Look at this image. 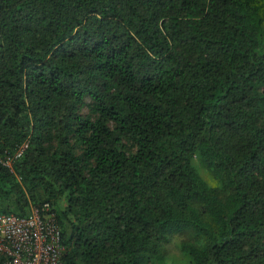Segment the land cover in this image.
<instances>
[{"label":"trees","instance_id":"1","mask_svg":"<svg viewBox=\"0 0 264 264\" xmlns=\"http://www.w3.org/2000/svg\"><path fill=\"white\" fill-rule=\"evenodd\" d=\"M25 144L0 213L51 203L64 264L184 234V264H264V0H0V155Z\"/></svg>","mask_w":264,"mask_h":264},{"label":"built area","instance_id":"2","mask_svg":"<svg viewBox=\"0 0 264 264\" xmlns=\"http://www.w3.org/2000/svg\"><path fill=\"white\" fill-rule=\"evenodd\" d=\"M27 148L28 144L23 145L15 156L8 152L0 155V162L12 167ZM55 210L46 202L31 204L30 212L24 216L0 213L2 264H64L65 247Z\"/></svg>","mask_w":264,"mask_h":264},{"label":"rangeland","instance_id":"3","mask_svg":"<svg viewBox=\"0 0 264 264\" xmlns=\"http://www.w3.org/2000/svg\"><path fill=\"white\" fill-rule=\"evenodd\" d=\"M85 102H86L85 105L82 106V108L80 109V113L83 116H87L90 113V108H89L90 100L87 99ZM195 161H196L195 164L198 167V169L200 170L203 178H205L209 183H214V179L211 176V174L206 169H204L197 160H195ZM38 199L40 200V202L38 204H41L44 202V201H42V200H44V197L41 193H39ZM32 204L34 205V203H32ZM30 210H31V204L28 208V212H30ZM14 212H15V214L20 213V209H17ZM187 237L188 236L186 234L173 237L171 243L167 247L168 253L165 256L166 264H184L185 261H187L184 254L179 249V245H180L181 241L186 239Z\"/></svg>","mask_w":264,"mask_h":264}]
</instances>
